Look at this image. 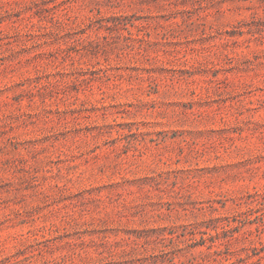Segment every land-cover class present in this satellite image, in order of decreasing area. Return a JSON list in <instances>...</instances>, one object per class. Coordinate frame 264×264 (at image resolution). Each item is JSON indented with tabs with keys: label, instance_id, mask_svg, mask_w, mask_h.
<instances>
[{
	"label": "rangeland",
	"instance_id": "rangeland-1",
	"mask_svg": "<svg viewBox=\"0 0 264 264\" xmlns=\"http://www.w3.org/2000/svg\"><path fill=\"white\" fill-rule=\"evenodd\" d=\"M0 264H264V0H0Z\"/></svg>",
	"mask_w": 264,
	"mask_h": 264
}]
</instances>
